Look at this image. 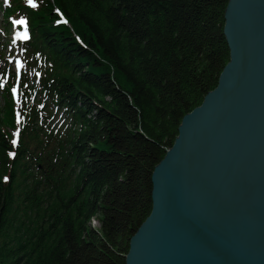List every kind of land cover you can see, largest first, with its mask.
I'll return each mask as SVG.
<instances>
[{
  "label": "trees",
  "instance_id": "1",
  "mask_svg": "<svg viewBox=\"0 0 264 264\" xmlns=\"http://www.w3.org/2000/svg\"><path fill=\"white\" fill-rule=\"evenodd\" d=\"M226 3L12 0L29 36L0 118V264H124L153 166L228 61Z\"/></svg>",
  "mask_w": 264,
  "mask_h": 264
},
{
  "label": "water",
  "instance_id": "2",
  "mask_svg": "<svg viewBox=\"0 0 264 264\" xmlns=\"http://www.w3.org/2000/svg\"><path fill=\"white\" fill-rule=\"evenodd\" d=\"M228 61L153 166L124 264H264V0H227Z\"/></svg>",
  "mask_w": 264,
  "mask_h": 264
},
{
  "label": "rangeland",
  "instance_id": "3",
  "mask_svg": "<svg viewBox=\"0 0 264 264\" xmlns=\"http://www.w3.org/2000/svg\"><path fill=\"white\" fill-rule=\"evenodd\" d=\"M19 1L27 2L30 5L33 3V0ZM11 3L12 0H0V118L2 116L1 112L7 104L6 92L12 86L10 71L12 70L15 73V69H18V67L13 66V64H16L14 59H22L21 49L17 46V42L27 37L29 30L28 23L15 15V10L12 9ZM58 20L61 21L60 18ZM22 67L21 69H23ZM3 127L8 132L9 138L14 139L16 136L14 118L13 125L5 123ZM90 225L93 228H98L100 226L99 220L96 217H92Z\"/></svg>",
  "mask_w": 264,
  "mask_h": 264
}]
</instances>
